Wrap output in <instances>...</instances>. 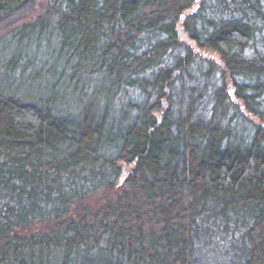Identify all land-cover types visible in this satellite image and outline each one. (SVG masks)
Returning a JSON list of instances; mask_svg holds the SVG:
<instances>
[{
	"label": "trees",
	"instance_id": "trees-1",
	"mask_svg": "<svg viewBox=\"0 0 264 264\" xmlns=\"http://www.w3.org/2000/svg\"><path fill=\"white\" fill-rule=\"evenodd\" d=\"M0 264H264V0H0Z\"/></svg>",
	"mask_w": 264,
	"mask_h": 264
},
{
	"label": "rangeland",
	"instance_id": "rangeland-1",
	"mask_svg": "<svg viewBox=\"0 0 264 264\" xmlns=\"http://www.w3.org/2000/svg\"><path fill=\"white\" fill-rule=\"evenodd\" d=\"M36 1H37L38 4H42V3H44V2L47 1V0H36ZM34 48H36V47H34ZM194 48H195V51L198 52V53H200L202 56H204V57H206V58H211V59H213V60H215V61H217V62H219V63L221 64V62H220V57H219V55H217L216 53H214V52H212V51L199 50V49H197L195 46H194ZM39 49H43V50H44V44H42V45L39 47ZM28 50H29V46H28ZM37 54H39V56H40V58H41V59H39V62H41L42 57H45V56H44V51H43V53H42V56H41V51H37ZM9 69L11 70V68H9ZM3 78H5V79L2 80V82H3V83H6V81H7V79H8L7 74H6V77H3ZM10 83H13V84H14V80L10 79ZM21 86H22L23 88H25L26 90H28V91L35 90V89L37 88V84H36V83H32V84H30V85L28 86V85H26V81L22 82ZM243 110H244V109H243ZM244 112L247 113V111H245V110H244ZM247 114H248V113H247ZM243 127H244V125H239V128H240V129H243Z\"/></svg>",
	"mask_w": 264,
	"mask_h": 264
},
{
	"label": "water",
	"instance_id": "water-1",
	"mask_svg": "<svg viewBox=\"0 0 264 264\" xmlns=\"http://www.w3.org/2000/svg\"><path fill=\"white\" fill-rule=\"evenodd\" d=\"M124 174H125V175H127V174H128V169H125V172H124Z\"/></svg>",
	"mask_w": 264,
	"mask_h": 264
}]
</instances>
